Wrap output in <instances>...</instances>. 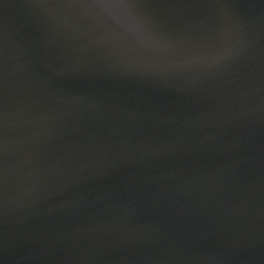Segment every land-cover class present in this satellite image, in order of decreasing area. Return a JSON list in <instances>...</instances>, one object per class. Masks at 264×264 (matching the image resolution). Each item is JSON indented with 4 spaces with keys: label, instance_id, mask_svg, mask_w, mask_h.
<instances>
[{
    "label": "water",
    "instance_id": "obj_1",
    "mask_svg": "<svg viewBox=\"0 0 264 264\" xmlns=\"http://www.w3.org/2000/svg\"><path fill=\"white\" fill-rule=\"evenodd\" d=\"M0 264H264V0H0Z\"/></svg>",
    "mask_w": 264,
    "mask_h": 264
}]
</instances>
